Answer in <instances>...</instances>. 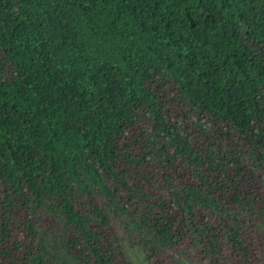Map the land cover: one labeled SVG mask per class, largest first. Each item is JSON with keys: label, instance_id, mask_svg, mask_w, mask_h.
<instances>
[{"label": "trees", "instance_id": "1", "mask_svg": "<svg viewBox=\"0 0 264 264\" xmlns=\"http://www.w3.org/2000/svg\"><path fill=\"white\" fill-rule=\"evenodd\" d=\"M223 126L263 168L264 0H0V264H134L113 215L149 264H255L264 195ZM153 163L197 180L163 201Z\"/></svg>", "mask_w": 264, "mask_h": 264}, {"label": "rangeland", "instance_id": "2", "mask_svg": "<svg viewBox=\"0 0 264 264\" xmlns=\"http://www.w3.org/2000/svg\"><path fill=\"white\" fill-rule=\"evenodd\" d=\"M172 87V86H170ZM171 94L174 96L177 95L176 92L171 91ZM175 105H171V120L173 122H176L177 125L183 126L187 132H191L192 138L197 139L199 136L196 133L197 128L195 125L190 124L189 122L184 121V105L181 103H174ZM193 122H197L199 120L197 116H193L191 118ZM183 121L185 124H183ZM202 123L206 124L205 118ZM209 126L211 124V121L208 122ZM225 131H228V129L223 126ZM231 133V137L227 138L226 141V150L229 151V148L233 151V153L242 158L244 161V164L248 166L249 169H251V175L248 177L247 180H245L244 184L238 185V190L240 191V194L242 195H250L251 193H258L260 196L264 195V167L260 168L258 164H260V161L258 160V151L253 145L245 142L242 138H240L238 135H234L232 131H228V134ZM134 140V138H132ZM225 146V145H224ZM223 146V147H224ZM156 148L159 149L158 146ZM251 151H247L250 150ZM246 152V157L242 156V153ZM230 152V151H229ZM136 153V151H134ZM257 156V159L255 157ZM257 163V164H256ZM180 167V166H179ZM178 167V168H179ZM149 171L152 173L150 177H153V184H155V187L151 189V194L155 195L156 198H161L163 201L168 202L169 199V191L172 186L178 185V184H187L191 182H195L197 179V176L195 178L194 171L191 168H187L186 166H181L179 169H165L161 170L159 168L158 164L153 163L150 166ZM236 171L234 169L231 170V174L235 175ZM165 174H168V177L172 178V182L169 184L165 178ZM196 179V180H195ZM227 184H230V182H226ZM171 186V188H170ZM241 197V198H242ZM155 198V199H156ZM237 199V198H235ZM158 203V201H157ZM143 206H146V204L143 203ZM172 206H174L172 204ZM163 208L156 207L155 211L157 213H160ZM160 211V212H159ZM164 211L169 212L170 214H173L175 216H178V210L177 207H174L171 210H168L167 207L164 209ZM37 225V227H42V229H54L53 221H51V218L43 215L38 216V219L34 221ZM246 229H253L255 233H253L251 236V241L253 245L256 248H259V258L258 262H255V264H264V245L262 242H264V222L258 219H253L251 216H249L246 220ZM111 224L112 228L115 231V235L119 238L120 244L122 246L123 252L126 254V257L133 262L134 264H149V262L146 259V255L143 252V250L140 247H137L136 245L131 243V238L127 232V229H131L128 224L124 222V220L120 217L111 216ZM263 249H262V248ZM263 252V253H262ZM165 256V264H202L200 262L192 261L191 259H183L180 257L179 254L176 253V251H167ZM175 254V255H174ZM206 264V263H205Z\"/></svg>", "mask_w": 264, "mask_h": 264}, {"label": "clouds", "instance_id": "3", "mask_svg": "<svg viewBox=\"0 0 264 264\" xmlns=\"http://www.w3.org/2000/svg\"><path fill=\"white\" fill-rule=\"evenodd\" d=\"M245 142H247V143H249L248 141H245ZM254 147H256L257 145H253ZM244 152V151H243ZM244 156L246 157V152H244ZM257 164V163H256ZM258 166H259V164H258ZM252 170L250 169V172H251ZM142 249V248H141ZM143 250V249H142ZM123 251V250H122ZM144 252V251H143ZM145 253V252H144ZM257 253H259V251H257ZM126 255V254H125ZM146 255V254H145ZM259 254H257V256H258ZM146 259H147V256H146ZM255 262H258V258H256V260H255Z\"/></svg>", "mask_w": 264, "mask_h": 264}]
</instances>
